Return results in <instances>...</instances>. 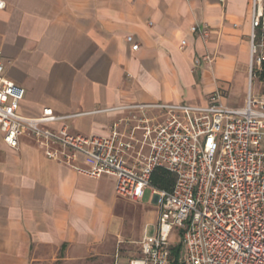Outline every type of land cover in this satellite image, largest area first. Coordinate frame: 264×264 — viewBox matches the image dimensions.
Returning <instances> with one entry per match:
<instances>
[{"label": "crops", "instance_id": "crops-1", "mask_svg": "<svg viewBox=\"0 0 264 264\" xmlns=\"http://www.w3.org/2000/svg\"><path fill=\"white\" fill-rule=\"evenodd\" d=\"M1 1L4 73L26 90L23 117L49 108L67 118L50 128L107 137L116 123L123 135L138 125L142 111L132 106L205 107L217 90L230 108L246 104L231 94L238 78L248 79L249 91L253 0ZM195 25L206 26L209 37L192 33ZM145 114L156 125L169 111ZM135 136L142 140L143 132ZM77 164L89 168L93 161L80 154ZM115 188L114 176L79 173L48 158L29 136L18 149L9 147L0 130V264L57 254L115 256L118 248L124 258L131 244L139 249L131 257L138 256V243L156 232L158 206L153 201L138 223L129 210L131 201H141L120 198Z\"/></svg>", "mask_w": 264, "mask_h": 264}, {"label": "built area", "instance_id": "built-area-1", "mask_svg": "<svg viewBox=\"0 0 264 264\" xmlns=\"http://www.w3.org/2000/svg\"><path fill=\"white\" fill-rule=\"evenodd\" d=\"M223 1V0H222ZM5 2L0 0V8ZM264 14L254 2L249 62V91L243 108L223 103L217 90L205 107L187 105H138L142 117L127 135L119 123L107 137L55 130L51 123L66 120L52 109L38 118L20 115L26 90L4 73L0 51V130L4 142L18 149L22 136H29L44 154L92 178H116L120 198L143 201L147 191L158 206L156 232L138 243L140 254L124 264H171V243L179 230L178 264H264V98H256L252 83L264 73ZM261 41L256 43V31ZM191 32L207 39L206 26H192ZM132 50L140 48L127 37ZM187 45L183 41L181 48ZM204 61L213 59L205 56ZM195 67L200 60H195ZM148 108L169 111L161 123L150 124ZM143 132L138 140L135 131ZM154 134V136H153ZM145 146L148 153L144 152ZM82 154L93 161L89 168L78 166ZM158 170L174 176L170 189L153 183ZM120 245V243H119ZM116 264L122 257L118 248Z\"/></svg>", "mask_w": 264, "mask_h": 264}, {"label": "rangeland", "instance_id": "rangeland-1", "mask_svg": "<svg viewBox=\"0 0 264 264\" xmlns=\"http://www.w3.org/2000/svg\"><path fill=\"white\" fill-rule=\"evenodd\" d=\"M254 2L252 1V9L254 11ZM259 7H262V11L264 14V0H258ZM253 18V17H252ZM264 24V19L262 20ZM259 30L256 31V43H259L261 41V35L259 36ZM252 33V32H251ZM262 33V30H261ZM249 41L251 43V35L249 37ZM247 88H248V79L246 82H242L240 78H238L234 86L232 88V97L231 100L233 102H236L239 106H243L246 103L247 98ZM252 91L256 98H264V80L260 77L254 80V83H252ZM142 204L143 206H141ZM140 204L135 203L131 201V208L129 210V213L131 216H134V220L139 221V217L141 218L145 212L148 211L147 208H153V198L150 194V191H147L143 201L140 202ZM146 207V208H145ZM171 243L174 246H179L181 243L180 237H179V230L175 229V231L172 234L171 237ZM119 250V249H118ZM110 254L106 253H100V254H86L84 256H61V255H44L42 257H39L37 260H35L32 264H116V258L115 256H111ZM139 249L137 248V245H129V248L127 251L123 252L124 258L120 257L119 262L121 261L123 264L124 262H127L129 258H131L132 255L138 254ZM121 264V263H120Z\"/></svg>", "mask_w": 264, "mask_h": 264}, {"label": "trees", "instance_id": "trees-1", "mask_svg": "<svg viewBox=\"0 0 264 264\" xmlns=\"http://www.w3.org/2000/svg\"><path fill=\"white\" fill-rule=\"evenodd\" d=\"M259 36L261 35V29H259ZM262 79L264 80V73L262 75ZM153 183L156 187L160 189H170L172 184L174 183V176L167 171L158 170L153 176ZM181 247L178 246L173 249V260L171 264H178L177 258L180 253Z\"/></svg>", "mask_w": 264, "mask_h": 264}]
</instances>
